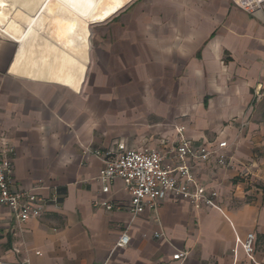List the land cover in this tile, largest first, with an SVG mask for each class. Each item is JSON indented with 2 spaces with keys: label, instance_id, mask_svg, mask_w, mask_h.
<instances>
[{
  "label": "crops",
  "instance_id": "1",
  "mask_svg": "<svg viewBox=\"0 0 264 264\" xmlns=\"http://www.w3.org/2000/svg\"><path fill=\"white\" fill-rule=\"evenodd\" d=\"M113 2L0 0V37L17 46L0 41V160L12 190L60 200L26 222L0 206V264H264V14L231 0ZM224 141L228 165L185 160L215 207L169 193L134 217L122 179L102 192L95 150L157 148L177 163L184 143Z\"/></svg>",
  "mask_w": 264,
  "mask_h": 264
},
{
  "label": "built area",
  "instance_id": "2",
  "mask_svg": "<svg viewBox=\"0 0 264 264\" xmlns=\"http://www.w3.org/2000/svg\"><path fill=\"white\" fill-rule=\"evenodd\" d=\"M242 10L249 13L262 12L264 14V0H231ZM184 127L179 128L183 132ZM229 147L227 141L220 142L216 148L206 146H189L184 143L176 148L180 162L171 163L167 156L157 148L137 150L119 144L118 153L112 150H95L94 153L106 161V166L99 176L103 184V194L110 193V184L115 179H122L131 195L130 209L133 216L145 211L147 207L158 208L169 193L174 196L190 200L195 208L216 206L219 194L216 190H205L196 185L195 166L185 163L191 157L201 161L215 162L219 166L228 165L231 157L225 152ZM9 153L15 154L13 147ZM13 164L10 160H0V206L9 208L19 222H26L43 214L49 203L60 205L55 194L52 198H45L35 193L34 189L14 191L11 188ZM97 206L113 209L114 204L108 199L96 200ZM157 238L163 234L157 233ZM256 235L247 234L242 241L245 252L252 256L255 251ZM130 243V235L123 232L116 248H122ZM186 252H177L175 260H185ZM3 264V263H1Z\"/></svg>",
  "mask_w": 264,
  "mask_h": 264
},
{
  "label": "rangeland",
  "instance_id": "3",
  "mask_svg": "<svg viewBox=\"0 0 264 264\" xmlns=\"http://www.w3.org/2000/svg\"><path fill=\"white\" fill-rule=\"evenodd\" d=\"M20 1H22V0H20ZM23 3V2H22ZM19 11H18V15L19 16H21L22 14H23V12H24V14H25V9H23V7H20L19 9H18ZM97 25L98 24H92L91 25V45H92V42H93V40L95 39V37H96V35H95V33L97 32ZM0 41H3V42H5V43H11L12 44V47H14V49L17 47V46H15V44L13 43V42H9L8 40L6 41L5 39H3L2 37H0Z\"/></svg>",
  "mask_w": 264,
  "mask_h": 264
},
{
  "label": "bare ground",
  "instance_id": "4",
  "mask_svg": "<svg viewBox=\"0 0 264 264\" xmlns=\"http://www.w3.org/2000/svg\"><path fill=\"white\" fill-rule=\"evenodd\" d=\"M128 1H130V0H121L120 2H119V0L118 1L114 0V2L112 3L111 9L115 10L116 8H119L122 4L124 5ZM109 13H110V11H109Z\"/></svg>",
  "mask_w": 264,
  "mask_h": 264
}]
</instances>
